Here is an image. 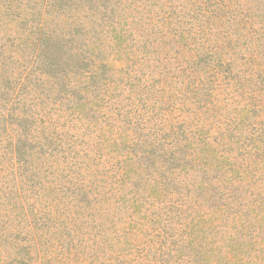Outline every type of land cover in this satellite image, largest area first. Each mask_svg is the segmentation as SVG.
I'll return each instance as SVG.
<instances>
[{
	"label": "rangeland",
	"instance_id": "rangeland-1",
	"mask_svg": "<svg viewBox=\"0 0 264 264\" xmlns=\"http://www.w3.org/2000/svg\"><path fill=\"white\" fill-rule=\"evenodd\" d=\"M52 2L0 0V264H264V164L253 162L254 144L248 152L229 131L225 137L206 127L211 144L215 136L226 138L230 148L222 152L235 173L250 174L248 186L226 180L211 159L203 163L200 142L186 170L170 168L174 175L164 189L143 158L148 130L169 109L183 106L179 119L195 121L192 130L203 126L199 118L207 116L193 113L187 91L198 81L206 82L203 98L220 95L215 113L223 118L248 106L244 95L264 96V0H109L107 8L106 0H73L61 8ZM121 19L127 22L123 44L135 59L128 74L126 58L116 59L112 47L111 23ZM177 30L191 46L182 52ZM45 39L72 44L58 52V70L66 71L61 80L69 83L61 100L55 68H39L54 63L42 52ZM94 44L101 59L88 57L83 69L81 56ZM220 44L227 47L204 62ZM247 60L248 85L224 77ZM219 62L230 67L219 69ZM207 72L218 80H205ZM29 74L41 83L32 89L34 99L13 101L12 84L20 86V75ZM109 74L122 81L106 90L102 80ZM41 99L33 103L38 114L27 113ZM251 102L254 120L243 133L256 136L264 130V97ZM255 139L264 142L259 134ZM166 141L159 171L170 167L168 151L183 159L173 140ZM59 210L74 221H57Z\"/></svg>",
	"mask_w": 264,
	"mask_h": 264
},
{
	"label": "trees",
	"instance_id": "trees-1",
	"mask_svg": "<svg viewBox=\"0 0 264 264\" xmlns=\"http://www.w3.org/2000/svg\"><path fill=\"white\" fill-rule=\"evenodd\" d=\"M52 1H53L52 4L54 8H57V7L61 8L64 6L71 5V2L73 0H52ZM108 4H109V0H106V8ZM126 24L127 22L124 21L123 19H121L117 25L111 23L113 36L116 39L112 46L113 51L117 50L114 55L116 59L126 58L127 68L126 70L124 69V73L128 74L132 71L131 63L134 62L135 59L131 57V54H130L131 51L129 50L131 46L130 44H128L127 40H126V43L123 44V41L125 39H123V36L121 33L125 29ZM69 27L70 25L68 23H65L64 28L67 29ZM175 36H177V41L179 42V44H181L178 51L182 52L184 50H187V47H191L184 30H177L175 32ZM70 44L71 43H68L67 41L62 40V39L50 40V41L45 39L44 46H42V52L47 57L52 58L54 60V63L46 62L44 64L46 67H39V68H44L45 71L49 72L54 67L55 70L57 71V74L53 78V79L56 78L53 87L57 92L56 93L57 99L59 98V92L66 93L68 86H69L68 82H66L65 80H61L60 74L65 73L66 71L64 70L61 72L58 70V61H59L58 52L70 49V47H72V44L71 46ZM226 47H227L226 44H220L219 46H214V51L212 50L213 47L210 48L206 56V61L204 62H207V61L209 62L210 60L214 61V59H216L217 56L219 55L218 50H223ZM52 51H54V53L56 54L55 58H54ZM88 57L96 58L98 60L101 59V51H100L98 44H94L93 47L90 49L89 53L82 54L81 59H80V65L83 69L89 66L90 64ZM249 62L250 61L247 60L245 62V66L243 68H240L238 72L235 71L234 73H230L229 70H226L224 77L234 79L235 85L237 86L239 85V87H241L244 84L248 85L249 81L251 80V75L244 74V71H247ZM227 67H230V62H227V63L219 62V66H218L219 69L225 70L227 69ZM109 69H110V66L106 65V74L109 71ZM208 75L212 83L218 80V75L215 74V72H211V73L207 72V76L204 78L205 80L208 79ZM38 79H39L38 75H32V74L20 75V80H19L20 86L17 84V82H14L11 86L13 90V93H12L13 101L16 100V102L18 101L19 103L21 102L24 103L26 102V99H34L32 89L40 88L41 83L39 82ZM121 81L122 79L115 78L113 74H109L108 76H106V78H104V80H102V87L106 88V90H109V89H112L111 87L113 85V89H114L118 87ZM202 81L204 80L202 79ZM202 81L201 82L198 81L197 86L192 87L190 89L192 90L193 88H195L192 91H190L187 88V91L190 93L189 94L190 98L193 99V101L196 103V109L193 113H196L197 110H200L202 111L203 114H206L207 116L205 117V120H203L202 118H199L201 119L203 123L202 127L197 128L198 130H192V124H194L193 122L195 121L191 120L189 122H186L183 119H179L183 110H187V108L183 106L181 107L176 106L175 108H172L171 110L169 109L168 115L163 117L162 120L156 121L155 123H153L154 126L150 127L151 132H149L148 130L146 134L145 142H144V149H143V158H144V161L146 162V163L144 162L145 169L147 168L149 170L150 175H157L158 177L161 178L163 189L169 187L171 184L172 177L174 175V172L170 169L171 167L175 169L186 170L185 165H186L187 160L191 159L195 161L194 155L197 153L199 142H200L199 148L205 154L203 158L204 159L203 163H208L209 160L211 159L215 163L214 165L215 169L221 170L223 174H227L226 180H229L235 183L236 181H238L239 184L245 182L244 185L248 186L252 182L250 181L246 183L251 178L250 174L246 171H244L242 175L241 173H235L236 169L234 167V161H231V159H229L228 156L222 152L223 150H227L228 148H230L225 138L227 137L228 131L231 133L229 136V139L235 144H241L242 146H244V149L246 151L248 152L250 151L246 149L247 146H249L250 144H254L255 148L253 150L256 151V155L254 159L257 162L255 161L253 162L255 163L256 166H259V164H264V155L262 154V151L264 150V142L261 144H258V142H256V139H255V137H257V135L259 134L260 137H262L264 141V133H263L264 130L259 132L256 136H253V134L249 132L243 133L244 132L243 130H246V128L251 124L252 120H254L253 119L254 112H252L251 110L252 108H249L248 106H251L250 104L252 103L251 101L261 100L264 96L262 97L261 93H259V96L254 99V96L251 94L244 95L243 99L245 100L246 105L248 106H243L242 108H239V109L235 107L234 110L230 113V117L223 118V117L217 116V113H215V101L217 99H220V95L216 94L213 91H210L208 92V97L203 98V92L206 89V87L203 86ZM204 83L206 84L205 81ZM257 86L258 87L256 88L259 91L260 90L259 84H257ZM248 89H251V87H248ZM175 97L178 100H180L181 97L183 98V90L175 93ZM43 100L44 99H41L39 101L32 102L31 105L29 104L28 105L29 107L27 106L28 112L25 108L23 110L26 111L27 113H31L34 116L35 114H38V113H36V109L33 103L38 104V102H40L42 104ZM213 115L216 118L211 119L212 117H214ZM208 117H211V118L208 119ZM26 118L28 120L30 117L26 116ZM203 127L205 128L206 127H216V129H219L221 134H224L225 137L215 136L213 137L214 138V141H212L213 144H211L207 139H205L208 128L205 129ZM31 131L34 132V130L30 128L28 133L30 134ZM167 138H171L173 140L172 143H174L173 145L179 147V150L182 152L183 159H182V162H178V159L174 157L175 150L173 149L172 152H169L167 150L168 153H170L171 155L170 167L167 165L166 168H164L162 171H159L156 168L155 164H157L160 160H162V156L165 154L162 150H163V146L169 145L166 141ZM230 172H233V174H230ZM114 176H117L116 173L114 174ZM154 192H156V190H154ZM231 210H232V207H231ZM60 211L61 210H59V212ZM55 219L56 218H54L53 221ZM169 219L167 221H169ZM58 220H61V222H66V223L67 222L71 223V221H74L64 211L59 213L57 221ZM232 248L235 249V246H232ZM52 251H56V250H52Z\"/></svg>",
	"mask_w": 264,
	"mask_h": 264
}]
</instances>
